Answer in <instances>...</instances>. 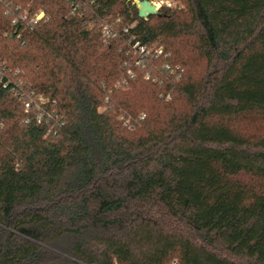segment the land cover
Masks as SVG:
<instances>
[{"label":"trees","instance_id":"trees-1","mask_svg":"<svg viewBox=\"0 0 264 264\" xmlns=\"http://www.w3.org/2000/svg\"><path fill=\"white\" fill-rule=\"evenodd\" d=\"M167 1L0 0V264H264V0Z\"/></svg>","mask_w":264,"mask_h":264},{"label":"built area","instance_id":"built-area-1","mask_svg":"<svg viewBox=\"0 0 264 264\" xmlns=\"http://www.w3.org/2000/svg\"><path fill=\"white\" fill-rule=\"evenodd\" d=\"M6 1V0H4ZM132 4H135V6L138 8L139 4L138 2L140 0H129ZM149 3L154 5V9H158L161 3H169L167 0H148ZM43 16V11L41 9H37L33 14L30 16L29 21L32 23H35L38 19H40ZM22 18H26V14H22ZM140 50H143V47H139ZM26 106H28V103H26ZM42 118V115L40 113L37 114V121H40ZM167 264H178V261L176 259H170L168 260Z\"/></svg>","mask_w":264,"mask_h":264},{"label":"rangeland","instance_id":"rangeland-1","mask_svg":"<svg viewBox=\"0 0 264 264\" xmlns=\"http://www.w3.org/2000/svg\"><path fill=\"white\" fill-rule=\"evenodd\" d=\"M34 98L36 99V96ZM240 125L248 133H261L264 131V124L256 119H245L241 121Z\"/></svg>","mask_w":264,"mask_h":264},{"label":"water","instance_id":"water-1","mask_svg":"<svg viewBox=\"0 0 264 264\" xmlns=\"http://www.w3.org/2000/svg\"><path fill=\"white\" fill-rule=\"evenodd\" d=\"M138 4H139L138 13L142 17H145L147 14L156 11V9H154V5L149 3L148 0H140Z\"/></svg>","mask_w":264,"mask_h":264}]
</instances>
